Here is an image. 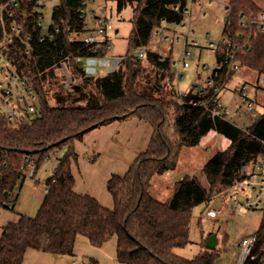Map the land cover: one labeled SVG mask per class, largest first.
I'll return each mask as SVG.
<instances>
[{
    "label": "trees",
    "instance_id": "1",
    "mask_svg": "<svg viewBox=\"0 0 264 264\" xmlns=\"http://www.w3.org/2000/svg\"><path fill=\"white\" fill-rule=\"evenodd\" d=\"M81 1L61 0L55 11L60 28L55 39L34 42L29 55L19 49L13 59L20 74L35 87L39 111L17 123L0 119V208L14 209L15 198L27 179V160L32 161L35 176L52 155L63 147L68 150L57 160L52 176L46 180L48 193L37 214L33 217L21 214L17 222L3 226L0 264H23L28 250L55 256L73 255L79 236L88 238L96 247L116 238L117 261L122 264H213L218 256L215 250L205 247L193 259L184 258L174 250L190 242L193 209L231 189L242 179V167L250 159L261 156L264 160V114L243 128L223 112L214 114L218 109L215 94L189 103L179 101L171 58L152 51L150 43L164 23L180 25L185 21L189 0H112L119 12L132 8L129 46L135 51L145 50L146 58L127 55L115 71L88 75L78 60L103 57L109 50L107 41L101 45L86 44L79 38L86 32L79 15ZM260 2L227 0L224 37L229 43L218 45L216 60L222 68L216 67L210 75L215 85L226 86L231 81L235 73L228 72L227 52L231 45L241 44L245 39L250 41V47L236 55L240 68L264 76V32L251 33L239 27L242 14L264 13V0ZM143 60L169 88L168 105L174 111L171 127L167 124V102L135 90L136 78L141 73L137 68ZM62 65L72 84L70 90L66 89L67 95L57 94V104L51 105L47 83L56 78ZM131 117L148 122L153 134L149 147L128 171L124 175L113 174L108 180L107 189L114 201L110 210L96 198L75 191L72 166L78 155L74 141L82 140L94 129ZM211 131L229 139L231 144L206 162L201 170L204 179L185 176L172 185L166 199L153 196V178L175 170L181 150L198 146ZM256 236L254 248L243 264H255L258 255L264 261V216ZM91 264L98 262L93 260Z\"/></svg>",
    "mask_w": 264,
    "mask_h": 264
},
{
    "label": "rangeland",
    "instance_id": "2",
    "mask_svg": "<svg viewBox=\"0 0 264 264\" xmlns=\"http://www.w3.org/2000/svg\"><path fill=\"white\" fill-rule=\"evenodd\" d=\"M260 2V0H256ZM227 0H193L188 1V15L184 25L164 23V35L154 33L150 49L157 51L165 57H170L173 70L176 72L174 88L180 93H188L194 84H201L212 74L217 67L216 50L210 44L220 41L224 37L226 4ZM261 3V2H260ZM97 13L106 17L113 26V31L108 33L109 51L103 57H90L78 60L88 75L99 76L101 71L109 73L116 58L136 57V51L129 46V37L133 29V10L127 7L119 12L117 5L112 0H96ZM83 34L82 37L86 36ZM216 45H218L216 43ZM187 67H184V64ZM138 71L141 73L136 78L135 90L155 100L167 102L169 117L167 124L171 125L174 115L173 108L168 105L171 96L166 91L165 80L160 75H155L152 67L145 60ZM56 78L47 83V90L51 105H56V96L67 95L63 72L57 71ZM127 75L129 70H127ZM264 81L263 76L242 67L232 76L231 81L221 91L219 102L223 111H228V118L242 126H250L251 120L245 114L240 115L238 109L243 105L236 87L245 82L256 84ZM248 96L256 99L258 116L264 114V93L250 88ZM166 92V93H165ZM169 128V127H168ZM170 129V128H169ZM171 133V129L169 130ZM153 134L152 126L137 118L115 121L107 126L92 130L85 134L82 140L74 141V150L78 155L73 163L72 171L76 180L75 191L79 194H88L96 198L100 204L112 210L113 197L107 189V182L113 174L124 175L137 157L150 145ZM226 138L215 132H210L202 138L200 144L194 147L183 148L179 155L178 165L175 170L168 171L160 176H155L152 181L151 193L160 200L168 197L172 185L185 176L204 177L201 170L208 159L216 151L225 150ZM68 148L63 147L57 154L52 155L36 172L34 177L27 175L23 188L15 198L14 209L0 208V237L3 226L10 222H17L21 214L35 216L43 202V190L46 180L52 176L57 160L64 156ZM260 176H254L252 181L257 184ZM37 188V189H36ZM228 189L215 196L208 204H200L193 209L190 224V242L183 248L175 249V253L193 259L205 249L206 239L211 235L218 240L215 251L218 256L213 264H239L242 258L243 243L258 231L260 221L264 215V197L257 210L248 209L245 214H240L236 206H248L256 200L258 188L242 191L237 202L224 205V196L232 191ZM209 211H218L219 217L211 219ZM45 257H54L51 254L40 253ZM49 255V256H48ZM56 257V256H55ZM62 257L56 264H122L117 261V241L112 238L100 247L93 246L88 238L79 236L75 243L73 255ZM28 264H50L46 259H29Z\"/></svg>",
    "mask_w": 264,
    "mask_h": 264
},
{
    "label": "built area",
    "instance_id": "3",
    "mask_svg": "<svg viewBox=\"0 0 264 264\" xmlns=\"http://www.w3.org/2000/svg\"><path fill=\"white\" fill-rule=\"evenodd\" d=\"M61 0H0V119H6L11 123L22 121L23 118L29 115H35L39 111V97L37 91L29 79L23 77L13 63L14 57L17 56L19 49H23L24 53L29 55L34 50V42L43 43L47 40H54L60 32V28L55 20V11L60 5ZM203 1V0H201ZM211 2V0H210ZM96 0H82L79 7V15L84 24L86 32L81 33L79 38L86 44L101 45L103 42H108L107 49L109 50L108 33L113 31V26L106 17L97 13L95 9ZM178 10V6L174 7ZM184 23V22H183ZM180 25H184V24ZM239 27L252 32H264V13H245L242 14L239 20ZM86 36L82 37L83 34ZM156 35H164V29L155 32ZM227 44L229 40L223 37L216 42ZM211 43L210 46L217 51L218 45ZM250 47V41L245 39L243 43L231 45L227 52L228 72L236 73L240 64L236 60V55L239 52H244ZM136 56L140 59L146 58V52L143 49L136 50ZM123 58H116L113 61L112 67L109 70L113 72L117 69ZM188 65L185 63L184 67ZM217 68H222V64H217ZM61 72L65 76V87L70 90L72 79L65 67L62 65ZM264 77V76H263ZM227 85V84H226ZM226 86H217L213 77L209 76L204 83L194 84L191 88L193 93L201 97H206L210 94H215L218 109L214 111L217 115L220 112L228 115V111H223L219 102V95ZM248 88L258 92H264V81L250 84L245 82L243 85L236 87V92L240 95L243 105L239 107V113H246L253 119L258 116L256 111V99H250L248 96ZM185 94L180 93L179 101L184 100ZM229 119V118H228ZM26 174L34 176V166L32 161L27 160ZM260 176L261 179L257 184H254L252 178ZM250 188H258L259 194L256 200L248 206L237 204L236 209L240 214H245L248 209L257 210L262 203L264 197V160L261 156L250 159L242 167V179L238 181L224 196V205H229L237 202L238 195L242 191H247ZM48 193L46 187L44 197ZM12 205V202H9ZM264 216V215H263ZM209 217L216 219L219 217L218 211H209ZM257 236L249 237L243 244L242 258L239 264H243L254 248ZM72 264H77L73 262ZM259 264H264L260 261Z\"/></svg>",
    "mask_w": 264,
    "mask_h": 264
},
{
    "label": "crops",
    "instance_id": "4",
    "mask_svg": "<svg viewBox=\"0 0 264 264\" xmlns=\"http://www.w3.org/2000/svg\"><path fill=\"white\" fill-rule=\"evenodd\" d=\"M104 74H105V73H104L103 71H101V73H100L99 75H104ZM258 81H259V77H258V79H257V82H258ZM257 82H256V83H257ZM258 92H262V91L259 90ZM258 92H256L255 94H257ZM262 93H264V92H262ZM243 114H245V115L248 117V119L251 120V122L254 121L255 118L253 119L252 117H250V116H249L248 114H246V113H243ZM240 115H242V113H240ZM232 122H233V121H232ZM234 123H235V122H234ZM236 124H237V123H236ZM237 125L240 126V127H243V128L248 127V126H246V125H245V126H242V125H239V124H237ZM211 132H215V133L219 134V133L216 132V131H211ZM209 134H210V132L208 133V135H209ZM220 135H221V134H220ZM223 137H224V136H223ZM224 138H225V137H224ZM226 140H227V141H225V145H227L226 147L229 148L231 142H230V140L227 139V138H226ZM227 148H226V149H227ZM226 149H225V150H226ZM222 151H223V150H222ZM217 152H218V151L214 152V154L217 153ZM214 154H213V155H214ZM213 155H212V156H213ZM212 156H211V157H212ZM211 157H210V158H211ZM210 158H209V159H210ZM209 159H208V160H209ZM205 164H206V163H205ZM191 176H193V175H191ZM176 182H177V181H176ZM176 182H175V183H176ZM46 187H47V185L45 186V189H46ZM36 189H37V188H36ZM45 189L43 190V199H44V191H45ZM168 194H169V193H168ZM162 200H163V199H162ZM243 244H244V243H243ZM40 253H43V252H39V251H35V250H28L27 253H26V255H25V258H24V262H23V264H28V262H29L28 260H29V259H46V260H50V261H49L50 264H56L57 262H60V260H61V258H62V257H59V256H56V257H55V255H54V257H45L46 255H39ZM44 254H47V253H44ZM48 256H49V255H48Z\"/></svg>",
    "mask_w": 264,
    "mask_h": 264
},
{
    "label": "water",
    "instance_id": "5",
    "mask_svg": "<svg viewBox=\"0 0 264 264\" xmlns=\"http://www.w3.org/2000/svg\"><path fill=\"white\" fill-rule=\"evenodd\" d=\"M227 22V17H225V23ZM204 97L199 96L196 93H193L191 90L185 94L184 100L185 102L189 103L192 100H203ZM218 244V240L215 236H210L205 244L206 249L208 250H215ZM261 261V255H258L256 258H254V263L259 264Z\"/></svg>",
    "mask_w": 264,
    "mask_h": 264
}]
</instances>
